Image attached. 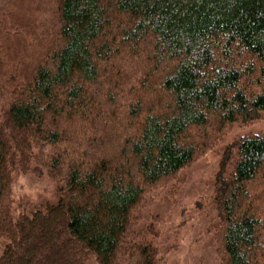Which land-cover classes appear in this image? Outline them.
Here are the masks:
<instances>
[{
    "label": "trees",
    "instance_id": "obj_1",
    "mask_svg": "<svg viewBox=\"0 0 264 264\" xmlns=\"http://www.w3.org/2000/svg\"><path fill=\"white\" fill-rule=\"evenodd\" d=\"M263 115L264 0H0V264H159L138 210ZM42 168L57 201L24 211ZM212 188L218 264H264V131Z\"/></svg>",
    "mask_w": 264,
    "mask_h": 264
},
{
    "label": "rangeland",
    "instance_id": "obj_2",
    "mask_svg": "<svg viewBox=\"0 0 264 264\" xmlns=\"http://www.w3.org/2000/svg\"><path fill=\"white\" fill-rule=\"evenodd\" d=\"M260 131H264V115L233 125L213 146L180 170V181L172 182L177 188L175 192L167 185L150 193L154 194L151 203H146L137 214L140 224L153 223L158 230L156 243L163 256L159 264H218L213 226L219 221V213L212 201V183L221 153L234 137ZM11 191L14 204L24 211L57 201L56 183L45 168L20 173L12 182ZM2 250L0 240V254ZM90 264L98 263L91 258Z\"/></svg>",
    "mask_w": 264,
    "mask_h": 264
}]
</instances>
